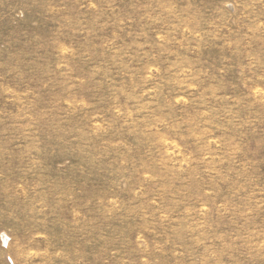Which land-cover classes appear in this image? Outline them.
I'll return each mask as SVG.
<instances>
[{
    "label": "rangeland",
    "instance_id": "obj_1",
    "mask_svg": "<svg viewBox=\"0 0 264 264\" xmlns=\"http://www.w3.org/2000/svg\"><path fill=\"white\" fill-rule=\"evenodd\" d=\"M0 264H264V0H0Z\"/></svg>",
    "mask_w": 264,
    "mask_h": 264
}]
</instances>
